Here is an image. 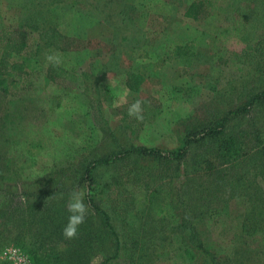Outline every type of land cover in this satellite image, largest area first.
I'll list each match as a JSON object with an SVG mask.
<instances>
[{
    "label": "rangeland",
    "instance_id": "rangeland-1",
    "mask_svg": "<svg viewBox=\"0 0 264 264\" xmlns=\"http://www.w3.org/2000/svg\"><path fill=\"white\" fill-rule=\"evenodd\" d=\"M192 1L0 0V65L4 31H27L11 57L25 72L0 73V264L11 245L44 264H102L117 251L106 215L123 246L110 264H264V100L239 110L264 91V0H221L202 20L185 16ZM236 20L248 39L216 37ZM56 53L76 85L49 77ZM137 99L143 125L128 115ZM28 186H46L34 209ZM74 189L89 211L69 240Z\"/></svg>",
    "mask_w": 264,
    "mask_h": 264
},
{
    "label": "trees",
    "instance_id": "trees-1",
    "mask_svg": "<svg viewBox=\"0 0 264 264\" xmlns=\"http://www.w3.org/2000/svg\"><path fill=\"white\" fill-rule=\"evenodd\" d=\"M221 0H195L192 1V3L189 5V7L186 9L185 12V16L187 18H192L194 20H202L207 18L208 16H210L219 6V2ZM235 1V0H232ZM250 1V0H247ZM220 8V7H219ZM249 26L248 22H244L242 20H236L235 23L233 24L232 27H217L216 30V37L219 38L220 36L223 35H235L238 36L241 39H244L247 37H250L252 34L250 31L247 30L246 27ZM17 29V30H15ZM26 43H27V31H24L23 29L16 27V28H12L11 30H6L4 31V34L1 37V44L3 46V53H2V57H1V65H0V73L3 75L4 77V82L6 80H8L9 78H21V75L25 72V64L22 62H18V61H11V57L13 55V53L16 54H21L25 51L26 49ZM178 51L177 53L179 54H185V51L179 46L177 47ZM171 58V57H168ZM166 58L165 61H168L169 59ZM48 74L49 77L59 83L62 84H70V85H76L77 84V75L71 71H69L68 69L62 67L61 65H52L50 64L49 68H48ZM143 82L142 79V75L139 74H134V73H128V83L131 89L134 90H139V86L140 84ZM264 100V91L258 92L256 94H254L251 97V100L249 101V103H247V105H245V107L243 108H239V110H250L253 105L258 102ZM228 117H223L221 118L218 122H216L213 125H207L204 127L203 132H201V135H214L215 133H220L222 131L223 128H225V125L228 121ZM146 119H143L141 121V125H143L145 123ZM131 132V131H130ZM139 132V129H132V133L133 134H137ZM197 135V133H192V136ZM185 141H184V147L185 148L188 144L189 141L187 140V138L185 137ZM135 151L137 150H145V148H136L134 149ZM155 151H159V150H155ZM97 163H101V164H111L112 160L110 159H102L96 162ZM90 171V170H88ZM1 181H3L2 179H0ZM56 178L53 177L52 175L49 176L47 179H43V181L41 183H43L44 185L48 184V187H50L52 185V183H56ZM36 183H39V181H36ZM25 186V184H24ZM52 187V186H51ZM42 191H37V193L35 192L34 189H30L28 186V189H26L24 192L25 194H27L28 196V200H30V202L28 201V205L30 206V209H34L33 206V201L34 198L39 197L40 193L45 192L46 191V186H43ZM1 189H0V195L4 196L3 193H1ZM6 197V196H4ZM57 201V200H56ZM47 202H45L44 204H46ZM47 205V204H46ZM26 206V207H27ZM29 208V207H28ZM27 208V209H28ZM44 210V208H43ZM44 211H48V210H44ZM1 214H4L2 211H0ZM43 214H45V212H43ZM106 226H108L110 228V232L113 236H115V241H116V253L110 257H108L102 264H110L113 260H115L120 252V250L122 249V237L119 236L118 232H116L113 229V225L110 223L109 225V221H108V217L106 215ZM31 253L37 255V253H35V250H32ZM211 254V253H210ZM34 255V256H35ZM209 259V258H208ZM33 262L34 264H44V260L40 259V257L35 256V258L33 257ZM217 261H214V258L212 257L211 263L210 264H216ZM117 264H136L135 262H122L120 260H118Z\"/></svg>",
    "mask_w": 264,
    "mask_h": 264
},
{
    "label": "clouds",
    "instance_id": "clouds-1",
    "mask_svg": "<svg viewBox=\"0 0 264 264\" xmlns=\"http://www.w3.org/2000/svg\"><path fill=\"white\" fill-rule=\"evenodd\" d=\"M46 60L56 66L62 63V56L59 53L48 54ZM128 115L138 121L143 120V101L137 99L128 106ZM85 192L83 190L74 189L69 194V201L67 204V210L70 213L68 216V222L64 226L63 236L66 239H74L77 236L78 228L85 222L89 208L85 204Z\"/></svg>",
    "mask_w": 264,
    "mask_h": 264
},
{
    "label": "built area",
    "instance_id": "built-area-1",
    "mask_svg": "<svg viewBox=\"0 0 264 264\" xmlns=\"http://www.w3.org/2000/svg\"><path fill=\"white\" fill-rule=\"evenodd\" d=\"M2 257L7 264H33L31 257L15 245L6 247L2 252Z\"/></svg>",
    "mask_w": 264,
    "mask_h": 264
}]
</instances>
